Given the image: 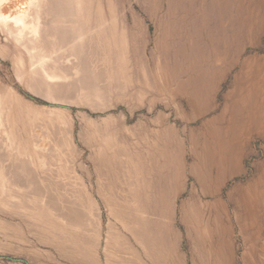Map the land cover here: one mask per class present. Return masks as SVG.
Instances as JSON below:
<instances>
[{"label":"rangeland","instance_id":"obj_1","mask_svg":"<svg viewBox=\"0 0 264 264\" xmlns=\"http://www.w3.org/2000/svg\"><path fill=\"white\" fill-rule=\"evenodd\" d=\"M0 264H264V0H0Z\"/></svg>","mask_w":264,"mask_h":264},{"label":"crops","instance_id":"obj_2","mask_svg":"<svg viewBox=\"0 0 264 264\" xmlns=\"http://www.w3.org/2000/svg\"><path fill=\"white\" fill-rule=\"evenodd\" d=\"M79 31H80L79 33L81 34V31H82V29L80 28V29H79ZM170 175H172V173H171V172H170Z\"/></svg>","mask_w":264,"mask_h":264}]
</instances>
